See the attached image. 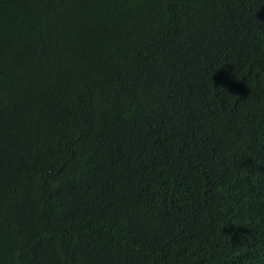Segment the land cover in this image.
<instances>
[{
    "label": "trees",
    "instance_id": "trees-1",
    "mask_svg": "<svg viewBox=\"0 0 264 264\" xmlns=\"http://www.w3.org/2000/svg\"><path fill=\"white\" fill-rule=\"evenodd\" d=\"M0 264H264V0H0Z\"/></svg>",
    "mask_w": 264,
    "mask_h": 264
}]
</instances>
